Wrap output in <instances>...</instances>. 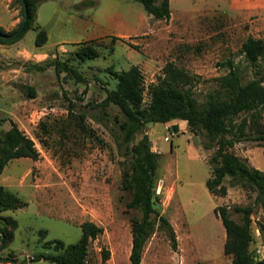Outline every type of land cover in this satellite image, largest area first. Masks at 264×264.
<instances>
[{"label": "rangeland", "instance_id": "obj_1", "mask_svg": "<svg viewBox=\"0 0 264 264\" xmlns=\"http://www.w3.org/2000/svg\"><path fill=\"white\" fill-rule=\"evenodd\" d=\"M169 2L170 19L158 21L135 0H46L36 17L47 35L42 47L35 45L36 30L14 45H0V137L14 122L40 154L36 161L12 160L0 175V186L23 205L0 212V237L10 234L4 248L0 243V259L52 264L33 260L61 253L57 242L64 248L76 244L80 225L89 221L103 232L90 243L86 264H131V221L141 213L127 207L131 193L122 187V172L129 148L142 138H148L160 156L154 178L160 196L156 206L172 227L176 249L167 231L156 228L143 248L141 264H230L223 253L226 236L217 207L227 208L236 222L240 215L235 207H253L250 252L255 261L264 258V219L256 195L229 177L223 180L225 197L213 196L206 187L214 150L205 148L203 134L193 135L180 120L150 123L125 145L114 122L115 117L124 122V116L114 106L100 107L107 91L116 87L110 70L140 68L144 105L150 101L149 86L163 78L168 63L192 78L190 90L198 104L215 91L228 61L241 69L243 83L264 77V58L257 69L240 52L248 38L264 41V0ZM19 21V7L0 0V26L11 32ZM85 46L95 48L98 57L78 60L76 51ZM53 61L67 63L85 82L45 67ZM81 115L84 130L78 125ZM262 117L264 123V112ZM232 152L264 172V144L244 141ZM104 250L109 252L107 260Z\"/></svg>", "mask_w": 264, "mask_h": 264}, {"label": "trees", "instance_id": "obj_2", "mask_svg": "<svg viewBox=\"0 0 264 264\" xmlns=\"http://www.w3.org/2000/svg\"><path fill=\"white\" fill-rule=\"evenodd\" d=\"M9 1L11 6L19 7L20 21L11 32H6L0 26V45H14L29 30H36L35 45L42 47L47 42V35L36 25V17L38 7L46 0ZM135 1L155 20L170 19L169 0ZM240 52L249 66L258 69L260 60L264 58V41L248 38L242 44ZM98 55V51L89 46L78 49L75 54L81 62L94 59ZM222 66L227 68V73L216 79L215 91L208 95L203 104H198L191 93L192 78L173 63L166 64L163 78L159 79L158 84L149 86L150 101L147 105H144V78L138 66H132L123 72L110 70L116 80V87L107 91L100 107L107 109L114 106L124 116V122L117 117L114 122L119 127L125 145L131 144L135 136L150 123H168L172 120L186 122L190 133L203 134L207 141L205 148L214 150L208 161L211 168V177L206 181L208 191L213 196L225 197L227 189L223 180L229 177L243 190L256 195L255 202L260 206L264 219V172L249 167L232 152L237 143L244 141L264 144V77L243 83L242 71L233 61ZM45 67H53L57 75L65 73L78 83L85 82L83 76L67 63L53 61L45 64ZM39 69L42 67L39 66ZM29 92L34 97V90L29 88ZM78 119L80 129L84 130V116L81 115ZM41 128L46 131L44 124H41ZM174 130L177 131V128ZM37 138L43 143L41 137ZM39 155L34 141L11 122L10 130L0 137V175L12 160L27 158L36 161ZM127 155L123 165L122 187L131 193L127 207L141 213L140 219L131 221L129 261L131 264H141L143 248L156 228L167 231L173 249H176V238L167 219L160 213L159 208L154 207L160 205V196L153 194L159 154L151 150L148 138H142L129 148ZM22 206L15 194L0 186V212L17 210ZM234 212L240 215L239 222L230 217L227 208L215 209L225 230L224 255L231 258L230 264H264V258L255 261L250 252L253 242V207H235ZM80 228L81 237L76 244L64 248L61 242H57L56 249L62 250L61 253L40 254L33 261L86 264L88 247L103 230L89 221L82 223ZM260 230H264L263 224L260 225ZM9 237V233H2L0 243L3 248ZM102 255L104 260L109 258L106 250ZM19 264H25V261Z\"/></svg>", "mask_w": 264, "mask_h": 264}, {"label": "built area", "instance_id": "obj_3", "mask_svg": "<svg viewBox=\"0 0 264 264\" xmlns=\"http://www.w3.org/2000/svg\"><path fill=\"white\" fill-rule=\"evenodd\" d=\"M172 135H173V133H172ZM0 264H14V262L12 260H9V259H0Z\"/></svg>", "mask_w": 264, "mask_h": 264}, {"label": "water", "instance_id": "obj_4", "mask_svg": "<svg viewBox=\"0 0 264 264\" xmlns=\"http://www.w3.org/2000/svg\"><path fill=\"white\" fill-rule=\"evenodd\" d=\"M156 193V191L155 190H153V194H155ZM155 208H157V206L155 205L154 206ZM0 247H1V244H0ZM14 264H16V263H14Z\"/></svg>", "mask_w": 264, "mask_h": 264}]
</instances>
